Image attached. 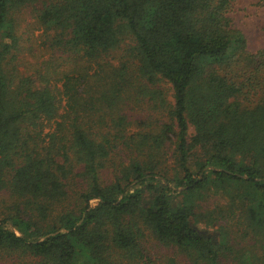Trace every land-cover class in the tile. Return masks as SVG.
Masks as SVG:
<instances>
[{"label": "trees", "instance_id": "obj_1", "mask_svg": "<svg viewBox=\"0 0 264 264\" xmlns=\"http://www.w3.org/2000/svg\"><path fill=\"white\" fill-rule=\"evenodd\" d=\"M231 2L0 0V196L6 190L12 202L0 199V256L18 264H139L142 226L184 264H264V48L247 49L227 15ZM29 5L49 48L98 68L94 80L86 69L61 73L67 109L46 145L35 131L57 115L55 94L7 69L17 47L13 15ZM125 39L133 43L130 73L124 62L105 61ZM37 73L49 77L48 68ZM162 80L172 88L169 120L131 131L130 88L158 108L166 103L155 87ZM111 153L129 161L104 183ZM73 168L85 188L49 221ZM213 194L226 202L205 209ZM245 234L246 247L236 250Z\"/></svg>", "mask_w": 264, "mask_h": 264}, {"label": "rangeland", "instance_id": "obj_2", "mask_svg": "<svg viewBox=\"0 0 264 264\" xmlns=\"http://www.w3.org/2000/svg\"><path fill=\"white\" fill-rule=\"evenodd\" d=\"M37 7V6H36ZM39 8V6H38ZM36 11L33 6L22 7L15 11L13 17L15 21V33L17 36V47L12 48L10 54L7 56L8 66L7 69L12 70L18 75L31 76L37 82L38 86L48 87L56 96L57 100V115L53 119L43 120L41 125L36 127L35 133L39 137L41 145L48 143V133L53 131L55 127V121H60V115H63L67 109L66 97L62 95V79L61 73L66 70L86 69L87 73L92 76L94 80V74H98V68L95 64L87 62L84 58L75 56L74 54L62 53L51 49L46 42V36L43 35L41 26L38 23L36 17ZM227 15L230 17L232 26L236 27L244 36L246 41V47L249 51L254 52L260 48H264V0H232ZM133 43L129 39H125L118 48L111 51L105 58L108 62V67H118L121 62L126 64V70L130 73L133 69V57L131 55V46ZM14 56V57H13ZM49 69V77L44 80L38 79L37 72H44ZM97 78V77H96ZM144 85V81L142 82ZM142 85V86H143ZM148 87L151 85L147 84ZM155 87L162 91L163 96L166 99L164 106L155 107L149 100V97L145 94L139 93L137 87L131 89L127 94L126 104L124 106L125 111L131 118L136 119L129 126L131 131H137L144 129L145 125L151 124L153 127L164 121H168V106L173 103L172 88L166 81H157ZM129 91V90H128ZM139 119H144L145 124L139 123ZM156 122V123H155ZM147 126V127H148ZM33 126H30L32 128ZM192 132V127H190ZM172 149H169V153L166 154V160L164 167L166 170L172 171L174 166ZM198 153H196L197 155ZM72 158L73 155L69 153ZM125 155L111 153L104 160V167L100 171V178L104 183L115 180V176H120L119 167L121 160L123 163H127L129 160ZM73 161V159H71ZM168 171V174L171 172ZM200 176V175H199ZM69 182L66 184L67 197L60 204L55 203L54 212L48 219L52 221V217L64 208H72L75 205V196L85 188L83 180L76 174V168H73V172L69 175ZM180 189V188H177ZM0 199L4 204L10 205L11 195L5 190L1 193ZM17 202V201H16ZM20 202V201H18ZM226 201L221 198L220 195H208L203 204L205 209H213L218 204H224ZM91 204L95 203V200L90 201ZM20 207L22 204L20 203ZM203 227L205 223H201ZM227 227L233 231L232 236L239 234L238 228L235 225L227 224ZM143 235L139 239L140 247L145 254V259L141 261L146 264H171L172 260H177V264H184V256L180 255L176 249L164 244L157 240L153 234L141 226ZM214 226V230L210 229V232L217 230ZM215 235V234H214ZM233 247L236 250H242L246 247V234L244 237H236V241L233 242ZM146 256L149 258L147 259ZM25 260V258H21ZM229 264V260L225 261ZM19 258L15 259L11 256H0V264H18ZM28 263V261H26ZM139 262V264H143Z\"/></svg>", "mask_w": 264, "mask_h": 264}]
</instances>
